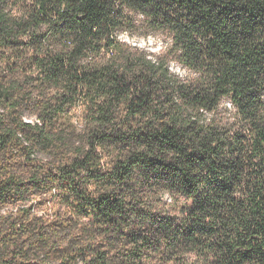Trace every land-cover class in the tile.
Masks as SVG:
<instances>
[{
	"label": "trees",
	"instance_id": "16d2710c",
	"mask_svg": "<svg viewBox=\"0 0 264 264\" xmlns=\"http://www.w3.org/2000/svg\"><path fill=\"white\" fill-rule=\"evenodd\" d=\"M7 205L0 264H264V0H0Z\"/></svg>",
	"mask_w": 264,
	"mask_h": 264
},
{
	"label": "rangeland",
	"instance_id": "374dc122",
	"mask_svg": "<svg viewBox=\"0 0 264 264\" xmlns=\"http://www.w3.org/2000/svg\"><path fill=\"white\" fill-rule=\"evenodd\" d=\"M119 38L125 42L128 43L130 45H134L137 46L141 49H144L148 52H150L153 55H158L160 53H162L169 41L168 38H166L164 35H162L161 33H153V34H149L146 36H142L139 34H129L127 32H123L119 35ZM169 67L170 70L183 76V77H187L189 76L190 72L187 68L181 66L179 63H177L176 61L172 60L169 63ZM224 103L226 104V102L224 101ZM45 199L43 200H39L41 203H39L37 206V208H40L41 211L44 210H50L53 205H58L59 203H61L60 201L56 202L55 198H51L50 194H48L46 197H44ZM38 200V199H36ZM50 202V203H49ZM14 205H7V206H1L0 207V213L5 212V211H9L14 209Z\"/></svg>",
	"mask_w": 264,
	"mask_h": 264
}]
</instances>
